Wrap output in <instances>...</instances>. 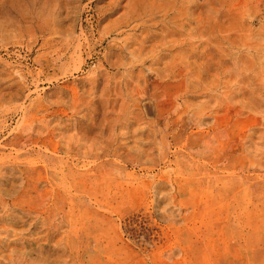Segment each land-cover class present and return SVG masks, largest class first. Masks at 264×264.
<instances>
[{"label":"rangeland","instance_id":"374dc122","mask_svg":"<svg viewBox=\"0 0 264 264\" xmlns=\"http://www.w3.org/2000/svg\"><path fill=\"white\" fill-rule=\"evenodd\" d=\"M0 0V264H264V0Z\"/></svg>","mask_w":264,"mask_h":264},{"label":"built area","instance_id":"2783aa9c","mask_svg":"<svg viewBox=\"0 0 264 264\" xmlns=\"http://www.w3.org/2000/svg\"><path fill=\"white\" fill-rule=\"evenodd\" d=\"M94 0H90L88 3H87V10H86V14H85V16L86 17H89L91 14V12H92V9H91V3L93 2Z\"/></svg>","mask_w":264,"mask_h":264}]
</instances>
